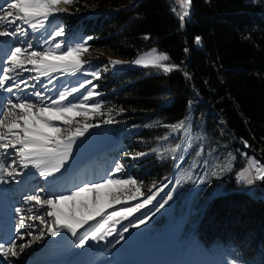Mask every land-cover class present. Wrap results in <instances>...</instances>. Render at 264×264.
<instances>
[{
  "label": "trees",
  "instance_id": "obj_1",
  "mask_svg": "<svg viewBox=\"0 0 264 264\" xmlns=\"http://www.w3.org/2000/svg\"><path fill=\"white\" fill-rule=\"evenodd\" d=\"M173 6L179 10L175 0H76L60 24L72 36L94 37L91 51L132 60L156 48L170 57L166 63L180 66L168 74L128 66L96 80L104 111L114 109L117 121L103 125L100 133L120 141L124 162L143 182L144 194L174 171L171 154L160 159L152 152L182 143L180 133L161 140L172 132L164 125L187 117L193 136L202 137L176 170L181 182L170 212L153 218L150 236L185 217L179 240L219 258L264 264V197L242 191L238 182L247 164L244 151L264 162L263 0H191L183 28ZM120 108L125 111L117 114ZM106 118L97 116L94 123ZM200 144L203 152L197 157ZM137 152L149 154L137 160L125 155ZM229 161L230 170L220 172Z\"/></svg>",
  "mask_w": 264,
  "mask_h": 264
},
{
  "label": "snow or ice",
  "instance_id": "obj_2",
  "mask_svg": "<svg viewBox=\"0 0 264 264\" xmlns=\"http://www.w3.org/2000/svg\"><path fill=\"white\" fill-rule=\"evenodd\" d=\"M75 2L76 0H0V38H4V44L8 43V38L24 37L27 40L28 29H31L33 36H40L47 45L44 50H37L31 41H27L26 47L18 45L8 50L6 56H0V91L15 97V100L7 98L6 106L0 108V181H7L8 178L15 181L18 175L33 176L38 173L45 184L44 188L37 189L34 194L22 197L26 204L31 205L27 209V212L33 213L27 216V220L33 221L31 225L26 223L25 208H15L18 222L14 234L8 239L0 237V255L5 259L20 257L35 241L43 239L46 235L58 237L65 232L77 238L76 246L79 248H85L90 241H104L106 237L113 236V233L118 236V239L113 237L115 243L119 244L126 239L125 233L129 229L145 225L172 199V193L167 192V199L161 197L163 203L157 200V195L168 187L167 184L158 187L154 183L149 189L150 194L145 196L141 190L143 182L127 175L125 166L119 159H116L110 170L97 181L83 180L72 183L70 188L53 191L59 187L60 181L66 179V173L71 171L77 149L84 144L81 138L85 137V133H89V129L117 122L112 116L114 109L109 108L105 112L103 101L95 99L101 93L97 91L98 84L93 83V80L98 81L102 77L101 71L92 69V61L83 59V55L91 48L89 41L94 37H79L69 41L66 39L65 26L52 23L59 14L68 11L67 7L61 5H72ZM176 4L179 5V10L173 6L172 11L183 28L186 18L190 17L191 0H176ZM23 25H27V28ZM195 42L199 45L201 37L196 36ZM187 51L186 48L185 52ZM169 59L167 53L151 49L132 63L159 68L164 74L180 70L177 64L165 63ZM108 63L117 66L127 62L109 59ZM57 71L90 75L92 80L85 78L78 86L56 89L55 98L45 95L44 91H36L37 83L45 91H51L40 78L48 77V83L51 84L52 80L56 79L52 73ZM22 73L35 75L24 79ZM185 76L190 78L187 72ZM28 80H35L36 83L30 84ZM24 89H31L30 95L37 97L39 103L21 96L20 93ZM124 111L125 109L120 108L117 114ZM105 115L107 118L99 120L96 124L88 122L97 116ZM77 117H82L83 121ZM164 127L172 132L160 138L161 140L167 141L173 133H180L182 143L171 148H155L152 152L160 159H165L171 154L175 167L180 169L196 141L202 137L193 136L187 117ZM241 140L245 147H251L248 141L243 138ZM203 147V144H200L199 150L196 151L197 157L201 156ZM148 154L125 153L133 160ZM228 155L232 156L231 153ZM244 155L247 157V165L238 173L241 181L248 185L254 184L257 179L264 181V164L255 156L248 157L247 153ZM203 163L207 165L209 161L204 160ZM195 166L194 164L193 167ZM226 170H230V161L219 166L220 172ZM211 174L216 175L217 172L213 171ZM180 182L179 179L176 180V184ZM45 192L46 198L42 196ZM87 194H91L90 198ZM140 197L144 198L139 199ZM132 201L136 202L129 206L128 202ZM154 201L156 203H153ZM149 205L155 209L154 212L148 208ZM146 208V212H141ZM36 210H40V214H36ZM138 212L141 215L135 216ZM36 221L39 224H36ZM92 221L94 223H90ZM121 221H128L127 226L121 224ZM86 225L88 228L81 234L79 230ZM117 225L121 226L120 229ZM29 227L37 231H29ZM18 241L20 243H17ZM231 264L238 262L233 260Z\"/></svg>",
  "mask_w": 264,
  "mask_h": 264
},
{
  "label": "bare ground",
  "instance_id": "obj_3",
  "mask_svg": "<svg viewBox=\"0 0 264 264\" xmlns=\"http://www.w3.org/2000/svg\"><path fill=\"white\" fill-rule=\"evenodd\" d=\"M23 27L27 28V25H23ZM29 35L27 40L24 37L18 38H8V43L4 44L2 41L4 38H0V56H6L7 51L13 47L21 44L22 47L27 46V41H31L33 47L37 50H44L47 45L43 43V40L40 36H33L31 29H28ZM41 35H44L41 33ZM6 66V65H5ZM35 73H22L21 76L24 79H28L29 76H34ZM54 75V73H52ZM40 80L44 85L49 86L48 77H41ZM28 82L36 83L35 80H28ZM50 87V86H49ZM48 87V88H49ZM51 91H45L44 88L41 87L39 83L36 84V91H44L45 95L55 98L56 92L50 87ZM31 89H24L21 96H25L26 98L32 100L35 103H39V99L35 96L30 95ZM7 98H12L15 100V97L11 96V94L4 93L0 91V108H3L7 104ZM47 103V101H46ZM86 138V139H85ZM81 140H84V144L82 147L77 149V155L75 160L73 161V167L69 173H66V177L73 171L78 170L83 165L87 164L91 159H97L96 154H100V147L103 145L94 137V133L89 130V133H85V137H82ZM15 158V157H11ZM9 158V162L10 159ZM264 164V162H262ZM176 170L173 175H171L165 182L160 185L167 184L168 187L165 188L162 192L157 195V200H160L163 203V199H167L165 193L173 192L175 190L174 179L176 177ZM27 171V170H23ZM35 172V170H32ZM43 178L39 177L38 173L33 176H17L16 180H12L8 178L7 181H0V237L6 238L7 233L14 234L15 225L11 227L4 226L3 222L10 220L11 213L14 210V206H20L24 203L22 197L24 195L34 194L37 190L35 188L36 185L42 184ZM64 181V180H63ZM63 181L59 182V187L54 188L53 191H58V189L63 188ZM7 182V183H6ZM67 183L65 182L64 185ZM158 185V187L160 186ZM154 190V189H153ZM150 194V193H148ZM147 194V195H148ZM175 194V193H174ZM146 195V196H147ZM255 195L264 197V191L262 189H256ZM45 198L47 197V192L42 194ZM163 197V199H161ZM174 197V195H173ZM172 199L166 204L172 202ZM144 198V197H143ZM141 198V199H143ZM135 202L129 203V206ZM153 203H156L155 201ZM30 205V204H29ZM165 205V207H166ZM158 206V205H157ZM64 207V205H61ZM164 207V208H165ZM148 208L152 209L154 212L155 209L152 208L151 205ZM142 209L141 212H146L148 210ZM163 208V209H164ZM167 208V207H166ZM161 209L154 216L151 217L150 221L157 216L160 212H163ZM36 214H40V210H36ZM29 215L28 213L26 214ZM135 216H140L141 213H135ZM26 216V218H27ZM15 220L18 222V215L13 216ZM132 219L131 217L129 218ZM16 222V223H17ZM135 222V221H133ZM26 223L31 225L33 222H30L26 219ZM39 224L38 221L35 222ZM94 223V221L90 222ZM128 221H121V224L127 226ZM169 225V224H168ZM43 227L42 225L40 226ZM120 229V225L116 226ZM142 227V226H140ZM139 227V228H140ZM88 228V225L85 228L79 230L82 234L85 229ZM139 228L129 229L127 233H125L126 239L121 241L119 244L115 243V237L118 239L115 233L113 236L106 237L104 241H90L89 244L85 248H79L76 245L78 244V240L76 237L71 236L69 233H63L58 237L45 236L43 239L35 241L31 248L27 249L24 253L21 254L20 257H8L5 259L3 255H0V260H9L16 261L21 260L22 262H26L27 264H155L160 263L162 259V255L164 252L169 250L173 244L176 242L177 238L174 240H167V231L156 237L151 238L150 240H146L144 243H140V238L135 234L136 230ZM167 228V227H166ZM29 231H37L29 227ZM25 239H31V237H25ZM164 243L162 247L156 248V245L160 243ZM17 243H20L18 241ZM141 248H149L151 251L146 253H139ZM156 248V249H155ZM157 261V262H156Z\"/></svg>",
  "mask_w": 264,
  "mask_h": 264
},
{
  "label": "rangeland",
  "instance_id": "obj_4",
  "mask_svg": "<svg viewBox=\"0 0 264 264\" xmlns=\"http://www.w3.org/2000/svg\"><path fill=\"white\" fill-rule=\"evenodd\" d=\"M263 3H264V0H263ZM177 6L179 7L178 4H177ZM61 7H67L68 11L66 13L59 14L52 21V23L54 25L60 24V19H61L62 15L70 14L68 5H61ZM190 14H191V9H190ZM79 37H81V36H78V35L72 36L70 32L69 33L67 32L66 39L69 41H73ZM153 49H156V48H153ZM150 50L144 51V52L138 54V56L132 60H124L123 58H121L117 55L104 53L103 51H91V50H89L87 53H85L83 55V59L92 61V69H99L101 71L102 75H105L107 73H114L117 71H121L122 69H124L128 66H141V65L133 64L132 61L136 60L142 54L150 52ZM97 57H99V59H97ZM109 59L120 60V61H124L127 63H125L123 65L112 66L111 64L108 63ZM166 62L167 61H165V63ZM87 68H88V66H86V69ZM89 70H91V69H89ZM54 76L56 77V79L52 80L51 84L47 83L54 90V92H56V89L63 90L64 87L78 86V83L85 78L92 80V77L90 75H87V76H85L84 74L73 75L70 73L60 72V71L54 72ZM93 83H96V80H93ZM53 86H55V87H53ZM50 87H49V89H50ZM81 91H83V90H81ZM97 91H98V89H97ZM95 99L99 100V97H96ZM95 118L90 119L88 122L92 123V124H96V123H94ZM77 119H80L81 121H83L82 117H77ZM103 127L104 126L101 125L98 128L89 129L92 133H94V137L96 138V140H98L100 143L103 144L100 147L101 148L100 151H102V152L99 155L96 154V157L98 156L97 159L93 160L91 163L89 162L90 164L87 165L83 170H80V172L71 175L70 179L66 181L67 184L64 185L63 188L68 186L69 183H71V185H72V183H79L80 181H83V180H92V181L99 180L100 177H103L105 175L106 171L110 170L111 165L114 163V161L116 159L120 160V162L125 166V171H126L127 175H130L129 169H130L131 165H127L126 162H124L125 157L121 153L122 151L120 149V141L117 139H113V138H109V137H105V136L101 135L100 131L102 130ZM106 132H108V131H106ZM245 153H247L248 157H251V156L256 157V155L254 153H248L247 151H244L243 154H245ZM256 159L259 160L261 164H263L259 158L256 157ZM241 170H240V172H241ZM177 179L181 180V178L178 175H176V177L174 179L175 190L173 192V195H176L177 190H178L177 188H178L179 184H176ZM238 182L241 184V190L242 191H245V192L252 194V195L255 194V191H256L255 188L258 185L264 189V185H263L264 181H260L258 179L255 181L254 184L248 185L246 182L241 181L240 177L238 176ZM71 185H70V187H71ZM87 195L90 198L91 194H87ZM146 195L147 194H145V196ZM173 195H172V197H173ZM141 198H143V197H140L139 199H141ZM132 202H136V201H132ZM132 202H128V203H132ZM171 204H172V202H171ZM171 204H169L168 206L166 205L167 208L165 207L163 209V212H160L158 215H160V216L168 215V213L170 212ZM184 222H185V220L180 218L178 221H176L174 223L170 222L171 224H169L167 226V228L165 230V232L166 231L168 232L167 233V240L170 241V240H174L175 238H177V240L173 244V246L162 255V259H161L160 264H231V262L233 260L230 258H227V257L219 258V255L212 254L210 251H208L205 248L203 249L198 244L191 243V241L189 243V241L186 238H182L181 240H179L178 237H179L180 232L184 226ZM149 224H150V220L145 225H142V227H140L139 230L138 229L136 230L135 234L138 236V239L140 238L139 244L144 243L146 240H150L152 238L150 236L151 231H150ZM163 244L164 243L161 242L159 245H156V248L162 247ZM139 251H140L139 253L142 252V254H143L146 252H150L151 250L149 248H141ZM238 264H242V263L238 262Z\"/></svg>",
  "mask_w": 264,
  "mask_h": 264
},
{
  "label": "water",
  "instance_id": "obj_5",
  "mask_svg": "<svg viewBox=\"0 0 264 264\" xmlns=\"http://www.w3.org/2000/svg\"><path fill=\"white\" fill-rule=\"evenodd\" d=\"M176 8H177V7H176ZM177 10H178V8H177ZM184 26H185V24H184ZM174 172H175V171H173L172 175L174 174Z\"/></svg>",
  "mask_w": 264,
  "mask_h": 264
},
{
  "label": "built area",
  "instance_id": "obj_6",
  "mask_svg": "<svg viewBox=\"0 0 264 264\" xmlns=\"http://www.w3.org/2000/svg\"><path fill=\"white\" fill-rule=\"evenodd\" d=\"M256 189H261V188H259V187H257ZM263 190V189H262ZM264 191V190H263Z\"/></svg>",
  "mask_w": 264,
  "mask_h": 264
}]
</instances>
